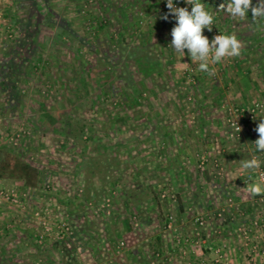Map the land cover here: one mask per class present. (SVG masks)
<instances>
[{
    "label": "rangeland",
    "instance_id": "374dc122",
    "mask_svg": "<svg viewBox=\"0 0 264 264\" xmlns=\"http://www.w3.org/2000/svg\"><path fill=\"white\" fill-rule=\"evenodd\" d=\"M254 1L253 6L260 2ZM173 2L191 11L185 0ZM202 2L214 15L212 30L205 28L203 35L210 42L218 31L235 35L242 45L240 56L211 66L212 76L199 71L187 50L182 55L170 46L176 20L167 0H0V148L46 164L49 174L35 188L0 177V187L16 193L15 200L0 197V264H116L114 256L127 257L123 233L130 230L141 235L143 245L156 247L150 248L154 264H181L189 253L197 257L194 247L206 237L214 242L193 264H224L229 231L256 259L261 238L246 242L239 231L254 217L244 219L241 211L254 208L244 201L240 185L232 191L221 185L228 178L222 166L236 159L235 146L249 144L247 151L241 148L248 160L246 152L254 153L259 138L251 129L263 120L264 109L253 122L242 120L238 132L228 108L264 102L258 89L248 96L230 78L233 70L251 64L257 77L264 73V20L254 21L251 10L246 18L231 17L218 10L225 0ZM104 18L107 27L96 29ZM63 26L74 32L65 41L58 36ZM30 53L40 62L34 65ZM103 56L123 70L121 81L104 77L101 66L78 77L79 62L90 67ZM12 80L15 95L8 88ZM109 86L131 99L127 109L102 93ZM12 96L14 101L6 103ZM66 116L90 121L84 143L74 144L65 134L61 119ZM113 153L120 162L101 202L84 200L86 160ZM133 178L148 194L139 206L124 193ZM240 178L235 174L236 184ZM196 216L203 217L201 226L194 223ZM61 224L70 227L64 239L56 237ZM159 237L174 250L161 252ZM217 246L223 254L218 262Z\"/></svg>",
    "mask_w": 264,
    "mask_h": 264
},
{
    "label": "trees",
    "instance_id": "16d2710c",
    "mask_svg": "<svg viewBox=\"0 0 264 264\" xmlns=\"http://www.w3.org/2000/svg\"><path fill=\"white\" fill-rule=\"evenodd\" d=\"M252 3L255 4V1L252 0ZM107 25H108V21L104 18L101 19L100 21H97L94 27H96V29H103V28L105 29ZM73 33L74 32L72 30H69L67 27L63 26V29L61 33L58 34V36L62 41H65L66 37L69 38L72 37ZM118 42H120V40H118ZM17 56L19 55L17 54L13 57L16 58ZM28 57L29 60L32 61L36 60L35 62H33L34 65L39 63L40 62L39 60L41 59V58L36 59V57L33 58V54L31 53L29 54ZM145 57L149 58L147 55H145ZM48 63L49 61L44 59L42 67L45 68L47 66L46 64ZM79 64H80V70L77 73L78 77L82 76L86 68H89V70L92 69L93 71V69H95L98 66L102 67V73L104 77L108 79L116 78L121 81L124 76L123 70L121 69L116 70L114 63L112 62L110 57L107 56H103L99 60H95L93 65L90 63L91 64L90 67L88 66L89 64L83 62H79ZM1 69L3 68L1 67ZM2 71L3 70H0V78H1L0 88H1V84H3ZM9 83L10 84L8 88L11 89L10 94H14V89L16 87L15 81L12 80ZM8 88L6 87L2 89L7 90ZM102 93L105 94L106 96L113 97L116 101H121L122 106L125 109H127L126 107L128 106V103L131 100L130 98H127L126 100L123 99L120 96V94L116 92V90H112L111 86L103 90ZM97 97L98 96H96V98L94 97V100L97 99ZM13 99H15V96H12V98L8 97V99H6V103L7 102L11 103ZM115 111H116L115 114L119 113L118 108ZM61 121L63 123V129L65 131V134H67V136H69L71 139L74 140V144L75 143L81 144L85 142V136L89 131V127H90L89 126L90 121L88 119L66 116L64 119H61ZM119 162H120L119 158L115 153L105 154L103 158L102 157L98 158L97 156H91L86 160L85 178L83 179V190H82L84 200L93 201L95 203L101 202L102 200L101 195L104 186H106V184L110 181L111 174L114 171L115 167H117ZM43 165L29 158H24L13 151H10L7 148H0V177L21 179L25 186L35 188L39 182L44 180L47 177V175H49L48 169L46 167L47 165L46 164ZM134 179L135 178H133L125 186L126 188L124 193L126 194L127 200L130 201L131 204H134L135 206H139L142 203H144L146 199H148V194L146 193L147 192L146 189L138 181H135ZM58 241L59 240H57L56 243H58Z\"/></svg>",
    "mask_w": 264,
    "mask_h": 264
},
{
    "label": "clouds",
    "instance_id": "9594fccd",
    "mask_svg": "<svg viewBox=\"0 0 264 264\" xmlns=\"http://www.w3.org/2000/svg\"><path fill=\"white\" fill-rule=\"evenodd\" d=\"M191 5V11L185 7L175 6L173 0H167L169 14L175 17L176 24L171 30L172 49L182 55L185 50L190 55L191 61H198V69L209 76L215 75V68L211 67L220 63L225 57H238L241 55L242 45L235 35H216L209 41L203 35V30H212L214 15L208 10L202 0H185ZM221 11L227 12L233 18H246L251 10L254 21L264 20V0H260L256 6L252 5V0H225L219 6ZM163 19L167 20L168 15ZM237 131L241 129L237 126ZM255 131L259 138L253 143L256 151L264 152V120H262ZM261 161L253 156L251 159L240 161L244 170H257L261 167ZM248 191L252 195L264 194V187L261 184L253 183L248 186Z\"/></svg>",
    "mask_w": 264,
    "mask_h": 264
},
{
    "label": "crops",
    "instance_id": "0c3cea01",
    "mask_svg": "<svg viewBox=\"0 0 264 264\" xmlns=\"http://www.w3.org/2000/svg\"><path fill=\"white\" fill-rule=\"evenodd\" d=\"M3 15H7V12L4 13ZM9 15H7L8 17ZM14 52L11 53V56H15L17 55V53L19 52V47H15ZM264 53V52H262ZM261 53V54H262ZM264 61V57L263 60ZM259 62V61H258ZM261 62V61H260ZM255 69V65L252 66H244L241 70L236 69L233 70V76L230 77L232 79L233 83H240L243 85V87L246 89V91L244 92L245 94H247L248 96L250 95V93L254 90V89H258V94L260 96L264 97V80H262V75H264V73L260 74V77L255 74L254 72ZM258 71L262 72L261 68H258ZM255 75V78H252V75ZM229 78V79H230ZM254 79H256L257 81H255ZM242 105L243 102H240ZM261 119L264 120V115L261 116ZM252 132H254V129H251ZM257 133V132H256ZM246 136V135H245ZM246 141V140H245ZM255 142V141H254ZM240 143H243L242 141H240ZM236 148L234 149L236 152V159H234L233 161H228L225 162V164L222 166L223 174H225V176H227L228 178L225 180V182L222 183V188L223 189H231V191L233 190V187H235L236 185H240V189H242L244 191L245 196H243V199H245L244 201H247L246 203L250 206H252V208L255 209V214L252 212L253 210H251V208H245L244 211H241V216H259L258 214L260 213H264V207L262 205V203L259 201L261 197H264V194L262 195H252L249 191H248V186H244L241 184V180L239 183V180L236 184L235 182V174H239L241 175V173L246 172V170H244L241 167L240 161H243L244 158L242 157V151H247L248 149H250L249 144H246L245 146H235ZM241 148L243 149L241 151ZM253 148V152H246L247 155H249L250 159L253 156H256L258 159L259 158H263L264 160V152H258L256 151V147L255 145L252 146ZM261 156V157H260ZM264 163H261V166H263ZM254 172L253 170H247V172ZM241 179V178H240ZM256 183L260 184L259 182L256 181ZM263 187V185H261ZM242 199V198H240ZM254 203V204H253ZM234 210V209H232ZM180 211H183V206L180 207ZM235 212V211H234ZM251 217V218H254ZM172 231V230H171ZM187 231V230H186ZM192 232V229L189 231V233ZM227 232V231H226ZM224 232V234L226 233ZM174 233V231L172 232ZM123 237L124 239H126L127 245H129V247L127 246V249H129V253L127 251L126 254V258H117V256H114L115 258H113V260H115L116 264H154L155 260L154 258L151 256V249L156 248L154 245L152 247V245L150 244H142L141 240H139L141 238V235L137 234V232L135 230H130L128 232L123 233ZM227 234L229 235V239L227 240V244H226V249L228 250V258L226 260V262L224 264H261V251H263L264 249V236L261 237V240H256V242L259 244V247L257 249L258 252V256L256 257L255 260H253V257H250V251H249V247H246L245 245L242 244V242H240V240L236 239V236H232L231 231L227 232ZM226 234V235H227ZM260 239V238H259ZM159 240L163 239L161 237H159ZM123 241V240H121ZM205 243H201L200 247H194L195 248V252L197 257H194L193 253H189V255L187 257L183 258V262H181V264H193L195 261H197L196 259H198V255H200L201 257L207 252V247L211 248V244L214 242L212 240H209L207 237L204 239ZM161 243V252H163V250L167 249V253H169V250H174L172 248L171 245H169L170 243L164 244L165 242H160ZM125 244V242H124ZM257 244V245H258ZM116 244V248H117ZM151 246V247H150ZM74 247V246H73ZM159 248V247H158ZM202 249H205L206 251H202ZM150 253V254H149ZM164 253V252H163ZM162 253V254H163ZM169 260L172 259L171 257H167ZM175 258V257H174ZM153 261V262H152ZM98 264H112V261H104V263H98ZM168 264V263H167Z\"/></svg>",
    "mask_w": 264,
    "mask_h": 264
},
{
    "label": "built area",
    "instance_id": "2783aa9c",
    "mask_svg": "<svg viewBox=\"0 0 264 264\" xmlns=\"http://www.w3.org/2000/svg\"><path fill=\"white\" fill-rule=\"evenodd\" d=\"M216 35H219V31L216 32ZM264 109V102L263 101H255L250 105H240L237 107H229L228 114H229V121L231 126L233 127L234 131H237V126L241 129L242 128V120H245L248 123H251L255 120L256 116L262 112ZM206 159L202 160L201 164H205ZM219 165L218 163L216 164ZM253 180H258L264 187V165L261 166L259 169L255 170L254 172H246L241 173V183L244 186H249ZM15 195L13 191L5 190L0 187V197L7 199V200H15ZM164 196V195H163ZM108 202V200H107ZM260 202L264 207V197L260 198ZM105 204H103L104 206ZM109 203H106L108 206ZM194 223L197 226H201L204 221L202 216H196L194 219ZM171 222L168 224L171 227ZM70 231V227L66 224H61L58 226L57 238L64 239L66 235H68ZM241 237L246 241H252L253 238L258 239L264 236V216H256L255 218L251 219L248 224H242L239 227ZM179 240V239H178ZM181 241V239H180ZM120 245H124V242L121 241ZM256 245L252 247L253 251L255 252ZM216 253V261H220L222 257L221 248L219 246L215 247ZM264 254V250L262 251ZM261 264H264V257L261 260Z\"/></svg>",
    "mask_w": 264,
    "mask_h": 264
}]
</instances>
